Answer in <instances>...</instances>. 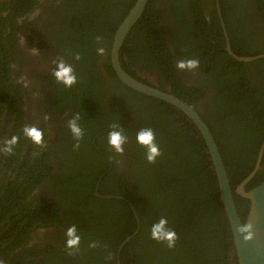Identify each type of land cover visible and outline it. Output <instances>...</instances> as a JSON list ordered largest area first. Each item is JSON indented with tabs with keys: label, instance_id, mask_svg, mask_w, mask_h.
Returning <instances> with one entry per match:
<instances>
[{
	"label": "trees",
	"instance_id": "trees-1",
	"mask_svg": "<svg viewBox=\"0 0 264 264\" xmlns=\"http://www.w3.org/2000/svg\"><path fill=\"white\" fill-rule=\"evenodd\" d=\"M50 1L56 2L58 10L55 8L56 17L50 23L46 38L52 39L54 45L73 63L78 82L66 88L54 76L46 77L56 87L55 97L48 102V107L57 109L61 114L66 109L69 112L77 110L80 116L78 124L84 135L79 147L74 148L77 141L68 128L70 119L62 117L55 142L51 140L50 134L45 133L43 126L37 127L42 130L45 140L43 147L37 146L22 135L26 126L33 125L22 119V93H19L20 97L15 103L19 104L17 109L20 113L17 122L23 123L20 126L15 123L14 134L22 142V147L19 148L16 143L12 153H2L0 160V166L4 169L0 175V261L3 264H237L216 176L204 141L191 121L169 104L133 92L124 85L131 94H122L121 97L118 94L120 100L109 98V111L99 107L93 92L98 91V96H103L101 99L106 97L105 84L95 70L96 62L100 59L104 60V67L113 80L121 85L110 66L109 50L114 32L136 0ZM158 1H148L131 31L139 26L149 36L151 46L155 47L161 58L165 74H171V82L178 92L176 97L195 111H198L200 102L203 104L205 114L202 119L218 148L237 213L244 223L249 202L237 196L234 190L253 170L264 142V59L244 63L225 53V59L215 70L216 65L208 62V54L202 64L205 70L202 72V81H198L199 85L189 83L187 86L166 62L168 57L163 53V40L159 37L158 26L165 12L156 6ZM219 1L223 4L227 0ZM256 1L260 3L262 13L264 0ZM37 3L35 0L5 1L10 6L11 16L19 18L32 13ZM7 10L8 7H4L0 13ZM28 17L23 21L24 30L30 28L25 26L30 22ZM2 18L0 16L1 28L6 24ZM97 37L101 39L98 41ZM247 41L248 45H256L252 39ZM179 43L182 45L184 40ZM15 45L14 42L13 49H16ZM98 47L106 50L104 55H97ZM246 49L232 51L239 57L264 54V49L257 47L248 49L246 45ZM123 50L126 52L125 48ZM8 53L9 47L0 36L2 106L8 99ZM75 53L80 54L79 60L73 58ZM126 56L134 62L142 58V53L139 49L135 55L126 52ZM247 73L254 80H250ZM237 74L239 80H236ZM201 87L218 90L208 104L204 103V90ZM127 102L129 107H134L133 102L152 104L145 106L138 118L133 108L130 120L135 121L137 118V131L142 128L154 131L162 153L154 164L147 162L146 149L136 142V132L129 134L124 144L133 153L136 149L142 152L136 163L117 164L118 153L107 147L105 139L112 125H119L124 130L120 120L122 116L117 115L119 110L114 108V103L125 107ZM95 109L108 114L110 122L106 116L96 113ZM0 127L4 130V124ZM26 147L29 150L26 151ZM107 156L114 163L111 170ZM94 157L100 159L102 164H88ZM51 161L62 162L59 174L54 175ZM120 168L127 169L128 175L121 174ZM9 169L14 177L10 175ZM115 172H118V176L113 182L111 177ZM99 176H102L101 181ZM98 181L100 196L127 200L136 211L138 220H135L124 201L97 198L95 190ZM262 182L264 154L260 169L245 190L255 188ZM44 186L49 192L55 193L56 200L37 195L36 190ZM161 217L167 218V226L174 229L178 236L172 249L151 239L150 229ZM73 224L77 227L81 241L79 251L69 255L65 248V232ZM137 224L138 230L134 235ZM43 234L53 236L55 245L50 244L43 249L40 244ZM129 236L130 241L121 247ZM93 241L98 242L99 246L89 248L88 245ZM61 247L62 255L54 257ZM40 255L47 259L38 263L36 259Z\"/></svg>",
	"mask_w": 264,
	"mask_h": 264
},
{
	"label": "flooded vegetation",
	"instance_id": "flooded-vegetation-1",
	"mask_svg": "<svg viewBox=\"0 0 264 264\" xmlns=\"http://www.w3.org/2000/svg\"><path fill=\"white\" fill-rule=\"evenodd\" d=\"M5 1L7 0H0V9L8 7L7 11L0 13V16L4 17L2 19L6 20L5 27H0V32H2L0 36L9 47V59L7 62L10 67V76L9 82L6 85L8 99L3 106L0 104V113H3L0 117V125L4 124V130L6 131L5 132L0 127V148L5 146L6 140L15 136V123L20 117V113L17 109L19 104H15L16 99L18 100L20 97L19 93H22L21 103L22 110L24 111V116L22 117L23 121L35 127L43 126L45 133L50 134L51 140L55 142L59 124L63 122L62 117L71 119L77 114V110L75 109L72 112L66 109L61 114L57 109L54 110L48 107V102L54 99L56 94L55 84L46 79V77H53L52 71L56 66L54 61L62 59L66 64L72 65L75 72L73 63L63 55L62 50L57 48V45H54L55 42H53L52 39L46 38L50 23L56 17H54V13L57 12L58 5H56V2L52 3L50 0H35L39 2V4H36L33 12L19 18L11 16L10 6L6 5ZM218 2L219 10L216 6V0H159L156 3V6L160 8L162 12H165V15L163 17L161 16L159 19L158 26L160 31L159 37L163 40V42H161V45H163V53L168 57V61L166 62H169L170 67L182 77L187 86L190 84L193 85L194 83L199 85L200 83L198 81H202V72H205L202 64L205 63L203 60L206 55L210 54V60L208 62L216 65L214 68L216 70L225 59L224 54H228L226 51V36L223 32L221 20L224 24L231 50L242 49L245 51L247 50L246 45L248 49L253 47H257L260 50L264 49V7L261 13L260 3L256 0H227L223 4H220L219 0ZM55 8L57 10H55ZM218 13H220V16ZM27 17L30 22H27L25 26L30 28L29 30L26 28L24 30L23 21H25ZM248 39L255 41L256 45H248ZM180 40H184L182 45H179ZM14 42L16 43V49H13ZM123 48L126 49L127 54L132 52L134 55L140 49L142 58L134 62L129 60ZM191 58L199 61V67L196 70L189 72L177 69V61ZM119 62L124 72L144 85L160 91L163 90L162 92L174 96L178 94L171 82V74L168 72V75L165 74V69L162 67V61L158 56L157 50L155 47L153 48L151 46L149 36L139 26H137L133 32H129L124 40L119 53ZM95 70L101 76L105 84L106 97L101 99L103 96H98V91L93 92L97 97L99 107L109 111L111 108L109 101H107L109 98L116 97L115 100H120L121 98H118V94H120L121 97L122 94L127 95L131 93L128 87V89H126L125 85V87H123L122 83L120 85L113 80L104 67V60L100 59V61L96 62ZM246 76L249 77L250 80H254L250 74L247 73ZM21 77L27 80V87H25ZM236 80H239L238 74ZM1 87L0 85V92L2 91ZM204 87H201V89L204 90V103L208 104L214 99L213 97L218 90H205ZM87 97H89V95ZM114 104L116 105L114 108L119 110L117 115L122 116L120 120L124 128L123 134L125 136L138 132L139 125L137 124V118L141 116L145 106L152 105L150 103L140 104L133 102L132 104L134 107H129L127 102L125 103V108L118 103ZM202 107L203 104L200 102V107H198V111H196L201 119L204 118L203 114H205ZM133 108L136 109L135 115L137 118L135 121L130 120V113ZM95 112L106 116L108 119L110 118V116L102 110L99 111L95 109ZM45 117H47V119H45ZM92 118L96 119L95 117ZM108 122H110V119ZM17 123L20 126L23 122ZM22 135L27 138L23 132ZM105 140L108 142V137ZM21 144L22 142L18 138L17 145L19 148L22 147ZM107 147L112 148L109 144ZM135 147L137 146L135 145ZM123 148L124 153L122 155L117 154V164L136 163L138 157L142 154L138 149L133 153V151L128 150L125 145H123ZM25 150L27 151L29 148L26 147ZM2 153L4 152L0 151V160L3 156ZM109 161V169L111 170L113 167L112 164L114 163L110 158ZM20 164H22V162ZM88 164H102V162L100 159L94 157V160ZM50 165L53 168L54 175L62 171L60 168V166L63 165L62 162L51 161ZM3 171L4 169L0 166V175L3 174ZM9 171L10 175L14 177V173H12L10 169ZM119 171L121 174L128 175V171L125 168H120ZM117 176L118 172L112 175L111 178L113 182L117 180ZM100 177L102 176H99V178ZM53 182L54 181H52V183ZM36 193L40 198L47 197L52 200L57 199L55 193L49 192L45 186L38 188ZM40 233L42 234V231ZM40 244L43 249L47 246H51L50 244L55 245V243H53V236L50 234L44 235ZM62 252L63 248L61 247L54 257H57L58 254L62 255ZM44 258L45 260L47 259V257L40 255L36 261L40 263ZM45 260L43 263H45Z\"/></svg>",
	"mask_w": 264,
	"mask_h": 264
},
{
	"label": "water",
	"instance_id": "water-1",
	"mask_svg": "<svg viewBox=\"0 0 264 264\" xmlns=\"http://www.w3.org/2000/svg\"><path fill=\"white\" fill-rule=\"evenodd\" d=\"M148 1L149 0H136L126 17L123 19V21L120 23L117 30L115 31L110 51L111 67L116 77L123 85H125L136 93L169 104L170 106L183 113L186 118L189 119L191 123L195 126L204 141L212 168L216 176L220 202L224 208V212L230 227L237 264H264V182H262L259 186L252 188L248 191L245 190L247 184L252 180V178L260 169V164L264 154V142L261 144L260 149L258 151L253 170L234 190V193L237 196L246 199L249 202V209L245 221L244 223H242L234 204L232 189L229 184V180L222 158L219 154L215 141L204 121L198 116L197 112L193 109V107L188 105L186 102L180 100L172 94L162 92L153 87L144 85L143 83L129 76L126 72H124L121 67V64L119 62V53L122 44L131 29L133 28V26L142 16ZM216 6L219 10L218 0H216ZM218 14L220 16V13ZM221 23L224 35L226 36V51L229 56H231L238 62L244 63L264 59V54L251 57H239L235 55L230 49L222 20ZM101 179L102 177H100L99 181H101ZM99 181L96 186L95 196L97 198L106 200L120 199L124 201L130 207L131 211L134 214L135 220L137 221L138 217L136 211L134 210L131 203H129L127 200L114 196H100L98 194ZM246 224L252 225V238L247 240L245 239V237L248 235V233L238 231L241 226ZM137 230L138 224L134 235L137 233ZM130 239L131 236L127 237L121 247L128 243ZM121 247L119 251L121 250Z\"/></svg>",
	"mask_w": 264,
	"mask_h": 264
},
{
	"label": "clouds",
	"instance_id": "clouds-1",
	"mask_svg": "<svg viewBox=\"0 0 264 264\" xmlns=\"http://www.w3.org/2000/svg\"><path fill=\"white\" fill-rule=\"evenodd\" d=\"M101 38L97 37L99 41ZM105 49L103 47H98L96 49L97 55H104ZM75 60L80 59V54L75 53ZM55 68L52 71V75L58 83L63 84L66 88H70L75 85L77 81L76 74L73 70L72 65L66 64L62 59L59 61H54ZM177 69L181 71H194L199 67V61L197 59H187L179 60L176 63ZM21 80L24 82L25 87H27V80L21 77ZM47 119V117H45ZM80 119L79 114L77 113L72 119L68 121V128L73 135V138L77 141L74 145V148L79 147V141L83 138L84 132L78 121ZM24 135L30 139L37 146H44V138L42 130L38 129L35 126H26L23 130ZM107 132V131H106ZM108 144L115 150L118 154L124 153L123 145L127 143V136L123 134V129L119 125H112V130L108 132ZM18 142L16 136L11 137L5 141V146L0 148V151L5 153H12L14 145ZM136 142L146 149L145 158L148 163L154 164L157 157L161 156V150L159 145L156 143L155 133L151 128H142L136 133ZM168 221L166 217H161L157 223H154L150 229L151 239L157 241L158 243H164L169 249H172L176 245L178 236L174 229L169 228ZM252 225L246 224L241 226L238 231L247 232L248 235L245 239L252 238ZM66 241L65 248L68 250V254L72 255L73 252L79 251L81 237L77 232L76 225H71L67 228L65 232ZM89 248H96L99 246L98 242L93 241L89 245ZM109 258H111L109 256ZM0 264H3V261H0Z\"/></svg>",
	"mask_w": 264,
	"mask_h": 264
}]
</instances>
